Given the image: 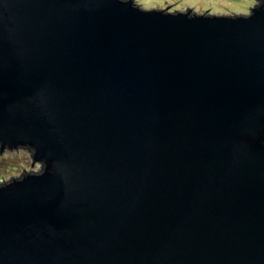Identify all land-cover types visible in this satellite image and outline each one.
Returning <instances> with one entry per match:
<instances>
[{"label": "water", "instance_id": "95a60500", "mask_svg": "<svg viewBox=\"0 0 264 264\" xmlns=\"http://www.w3.org/2000/svg\"><path fill=\"white\" fill-rule=\"evenodd\" d=\"M19 146L41 167L0 183V264H264V0H0Z\"/></svg>", "mask_w": 264, "mask_h": 264}, {"label": "rangeland", "instance_id": "374dc122", "mask_svg": "<svg viewBox=\"0 0 264 264\" xmlns=\"http://www.w3.org/2000/svg\"><path fill=\"white\" fill-rule=\"evenodd\" d=\"M143 8H167L170 11H185L190 8L197 13L247 14L257 0H134ZM168 5V6H167ZM167 6V7H166ZM40 162L32 160L28 148L19 146L0 150V183L25 171H36Z\"/></svg>", "mask_w": 264, "mask_h": 264}]
</instances>
